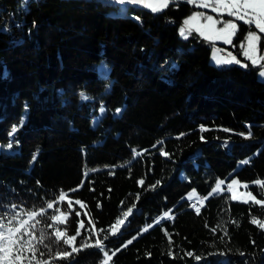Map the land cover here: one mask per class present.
<instances>
[{
	"label": "trees",
	"instance_id": "trees-1",
	"mask_svg": "<svg viewBox=\"0 0 264 264\" xmlns=\"http://www.w3.org/2000/svg\"><path fill=\"white\" fill-rule=\"evenodd\" d=\"M118 10L103 0H0V216L14 211L18 224L43 209L25 236L31 264H99L97 247L54 258L71 250L56 229L71 236L81 221L76 246L102 239L115 252L109 264H264V228L251 222L264 223V204L209 195L236 176L264 201V80L241 47L257 31L262 52L264 33L236 20L231 44L195 30L182 37L193 13L234 19L188 0ZM218 43L247 67L211 63ZM190 190L203 197L199 214ZM61 212L65 223L50 220ZM162 212L171 215L141 232Z\"/></svg>",
	"mask_w": 264,
	"mask_h": 264
},
{
	"label": "snow or ice",
	"instance_id": "snow-or-ice-1",
	"mask_svg": "<svg viewBox=\"0 0 264 264\" xmlns=\"http://www.w3.org/2000/svg\"><path fill=\"white\" fill-rule=\"evenodd\" d=\"M120 2H124V0H120ZM131 3H143L146 7H149L151 11L157 12L161 11L163 8H166L172 0H128ZM189 3L197 4L199 7L203 8H211L213 12H216L220 15L227 14L229 17H233L234 19H230L227 21H221L219 19L214 18L211 15L205 16L204 13H193L188 19H186L183 23L185 27H181L180 34L187 38L186 33L191 34L193 30H195L201 37L207 39L209 41L222 40L224 43L231 44L232 38L236 35L239 25L235 22L236 20L242 21L246 25H254L255 29L258 30L259 33H264V0H188ZM203 17V23L200 22V18ZM195 21V23H193ZM222 23V27H217L218 24ZM246 42L242 44L241 47L244 48L243 55L252 62L253 65L260 64L262 68H264V64H261L264 61V55H260V42L261 37L258 35L257 31L249 30L247 35L244 38ZM219 50L214 49V60L217 65L220 64H230L237 63L240 61L236 59L235 56H230V58H223L216 55ZM247 67V65H243ZM260 75L264 77V70L260 72ZM81 96L84 99L87 97L81 93ZM117 112L121 111L120 109L116 110ZM16 129L13 128V132ZM183 135V134H181ZM250 135V134H249ZM12 146L9 143L8 147ZM35 159V156L33 157ZM244 163H247L245 161ZM39 183V182H37ZM142 183V181H141ZM159 183V182H157ZM224 181H219L216 184V187L212 189V192L215 193L218 189H220L221 184ZM238 181L233 180L231 184L228 185V188L231 189L232 185L237 184ZM257 183H261L257 181ZM210 193L209 195H211ZM251 195V194H249ZM191 198V196L189 197ZM65 199V195H60V200L63 201ZM232 199L236 200L237 196L235 192L232 194ZM251 199L257 205L264 204V201L260 199H256L255 196H252ZM247 203L248 201H244ZM71 201L68 202L69 209L71 210ZM77 204H80L79 201H76ZM54 207L53 203L49 202L47 204L48 209H52ZM81 207L83 205L81 204ZM195 207V205H193ZM16 205H11V209L14 210ZM197 214H199V209H196ZM131 212V209H129ZM29 219L21 220L19 223H14L17 219V214L14 211H6L2 216H0V264H24L25 259L29 260V264H31L32 258L36 255V248L32 241L26 240L25 236L32 235V229L35 228V224H30V220L36 219L39 216L44 215L43 209L41 211L29 212L27 213ZM76 215H79L77 212ZM125 216L128 213L124 214ZM168 213H165L167 216ZM65 216L64 212H61L60 215H53L50 217L51 221H55L56 223L63 224L65 223L62 217ZM5 220L7 223H5ZM37 223H40L39 219H36ZM252 223L258 224L259 227L264 228V223L260 220L253 218ZM118 224H122L123 221L118 220ZM51 226V224H49ZM84 224L81 221L80 227L76 229L75 234L68 236L67 230H61L59 228L55 231V242L59 245L62 241L63 245L69 247L71 250H61L55 253L56 259H67L73 255V253H78L84 248L87 247H97L100 248L103 252L104 259L101 264H109L112 256L115 255V252L112 255H109V252L105 250L103 240L96 239L94 244L88 242V240H82L80 245L76 246L77 237L81 236L82 233L80 228H83ZM213 231H215L213 229ZM113 234H115V225H113ZM227 234V233H225ZM46 239L43 233L37 238L38 242L43 244ZM90 239V237H89ZM131 243V240L128 241ZM126 246V245H125ZM45 247H49V245H45ZM25 251L31 252L32 257H26L24 255ZM118 251V250H117ZM43 255V253H41ZM188 255H192V253H188ZM197 260L200 257H196ZM37 264H40L37 261ZM44 264H48L47 261H44Z\"/></svg>",
	"mask_w": 264,
	"mask_h": 264
},
{
	"label": "rangeland",
	"instance_id": "rangeland-1",
	"mask_svg": "<svg viewBox=\"0 0 264 264\" xmlns=\"http://www.w3.org/2000/svg\"><path fill=\"white\" fill-rule=\"evenodd\" d=\"M103 1H106V0H103ZM196 5H197V4H196ZM139 6H142V5H139ZM143 7H145V6H143ZM145 8L151 10L149 7H145ZM208 9H211V8H208ZM125 10H126V9H122V10L119 9L118 11H119V12H125ZM193 23H195V21H194ZM201 23H203V22H201ZM181 27H185L184 24H182V25L179 27V33H180V29H181ZM180 35H181V34H180ZM186 35L188 36V33H186ZM181 36H182V35H181ZM182 37H184V36H182ZM217 41H222V40H217ZM245 46H246V45H245ZM214 49L219 50V51L216 53L217 56H219V57H223V58H230V56H235L236 59L240 61L239 65H241V66L246 65V61H245V60H242V59L238 58V57H237V56H236V55H235V54H234L229 48H227L225 45H222V44H219V43H218V44H213V45L211 46V48H210L209 61H210L211 63L217 65L216 62H215V60H214V58H213V57H214ZM221 50H223V51L225 52V54H222V53H221ZM259 54H260V55H264V49H263V51L260 52ZM246 59H247V58H246ZM249 61H250V60H249ZM230 64H231V63H230ZM262 64H264V61L262 62ZM221 65H228V64H220V65H217V66H221ZM258 65H259V67H258V69H257V77H258L259 79L264 80V77H262V76L260 75V72H261L262 70H264V68H262L260 64H258ZM97 67H98V69H99L101 72H103V73L107 71V66H106L102 61H100V62L98 63ZM233 180L238 181V183L232 185V188L229 189V188H228V185L231 184V182H232ZM219 181H224V183L221 184L220 189H218L216 192L227 191V192L229 193V195H230L231 198H232V194H233V192H235V194H236V196H237V199H236V200H242V201H249V200H250V201H253V200L251 199V197H252V196H255L254 193H253L250 189H248V188L246 187V186H247V183H246V182H244V181H242V180H239L236 176L231 177V178H229L228 180H225V179H219L217 182H219ZM216 184H217V183H216ZM216 184L214 185V187H213L212 189H214V188L216 187ZM212 189H211V191H210L211 193H213V192H212ZM249 194H251V195H249ZM190 196H191V198H197V197H198V194L196 193L195 190H190V191L186 194V197L189 199ZM255 197H256V196H255ZM256 199H258V198L256 197ZM165 213H166V212H162V213H161L157 218H155L153 221H151V222H149V223H145V224L142 226V228H141V232L147 230L148 228H150L152 225H154L155 223H157V222H158L159 220H161L162 218L170 217L171 214H170L169 212H167V213H168L167 216H165ZM118 220L123 221V223H124V222H125L124 215H122L120 218H118V219L113 223V225H115V231L121 226V224H118V223H117ZM123 223H122V224H123ZM111 230L113 231V226H112ZM109 255H110V254H109ZM103 259H104V257H103ZM103 259H102V260H103ZM102 260H101V262H102ZM101 262H100L99 264H101Z\"/></svg>",
	"mask_w": 264,
	"mask_h": 264
},
{
	"label": "built area",
	"instance_id": "built-area-1",
	"mask_svg": "<svg viewBox=\"0 0 264 264\" xmlns=\"http://www.w3.org/2000/svg\"><path fill=\"white\" fill-rule=\"evenodd\" d=\"M222 54H225V52L223 50H221ZM203 204V197L202 195H198L197 198H192V203H187L188 207L192 208V209H197L200 208ZM193 205H195V207H193Z\"/></svg>",
	"mask_w": 264,
	"mask_h": 264
},
{
	"label": "crops",
	"instance_id": "crops-1",
	"mask_svg": "<svg viewBox=\"0 0 264 264\" xmlns=\"http://www.w3.org/2000/svg\"><path fill=\"white\" fill-rule=\"evenodd\" d=\"M106 1H111V2H115L119 5V9L122 10V9H126V7L128 5H142V6H145L143 3H131V2H128V0H124V2H120V0H106ZM146 7V6H145Z\"/></svg>",
	"mask_w": 264,
	"mask_h": 264
},
{
	"label": "bare ground",
	"instance_id": "bare-ground-1",
	"mask_svg": "<svg viewBox=\"0 0 264 264\" xmlns=\"http://www.w3.org/2000/svg\"><path fill=\"white\" fill-rule=\"evenodd\" d=\"M188 203H192V198H189L188 199Z\"/></svg>",
	"mask_w": 264,
	"mask_h": 264
}]
</instances>
